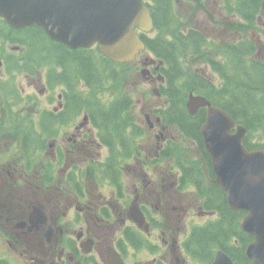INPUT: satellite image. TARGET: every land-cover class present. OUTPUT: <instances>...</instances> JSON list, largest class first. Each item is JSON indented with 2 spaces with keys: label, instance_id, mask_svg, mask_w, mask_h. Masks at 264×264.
<instances>
[{
  "label": "flooded vegetation",
  "instance_id": "af4514ba",
  "mask_svg": "<svg viewBox=\"0 0 264 264\" xmlns=\"http://www.w3.org/2000/svg\"><path fill=\"white\" fill-rule=\"evenodd\" d=\"M256 1L253 22L263 19L264 0ZM243 3L213 0L214 16L245 18ZM241 25L228 22L241 34L234 40L244 37ZM18 33L0 37L25 49L1 58L0 69L17 68L38 94L0 77V264H252L247 249L255 236L242 228L247 212L229 205L201 133L207 108L192 115L185 101L189 116L205 112L196 139L166 123L172 99L164 94V63L139 60L164 101L123 92L104 99L101 88L112 83L91 82L71 65L73 48L62 43L68 66L59 65L26 53L21 42L40 41ZM118 102L119 111L105 112Z\"/></svg>",
  "mask_w": 264,
  "mask_h": 264
},
{
  "label": "water",
  "instance_id": "95a60500",
  "mask_svg": "<svg viewBox=\"0 0 264 264\" xmlns=\"http://www.w3.org/2000/svg\"><path fill=\"white\" fill-rule=\"evenodd\" d=\"M0 17L14 28L37 25L71 48L96 45L120 63L135 59L146 48L141 33L155 29L145 0H0ZM145 71L150 70L141 73ZM202 107L207 112L201 133L216 179L231 208L247 212L242 228L255 236L247 254L252 264H264V148L248 149L245 124L209 98L190 93L189 112L194 115Z\"/></svg>",
  "mask_w": 264,
  "mask_h": 264
},
{
  "label": "trees",
  "instance_id": "16d2710c",
  "mask_svg": "<svg viewBox=\"0 0 264 264\" xmlns=\"http://www.w3.org/2000/svg\"><path fill=\"white\" fill-rule=\"evenodd\" d=\"M256 3V0H244L243 5L245 7H243L244 9L241 8V11H243L242 14L245 16L246 19H244L247 23H245V27L241 25L242 31L254 27L252 24L254 22L250 17L252 16L254 19L257 14ZM173 4V0H153L151 8L156 31L154 36L142 34L147 50L153 52L164 62L163 73L166 75L168 82L164 94L167 98L172 99L166 112L168 115L166 123L179 126L178 128L181 129L180 132L183 135L194 139L199 137L197 123L204 119L205 112L200 111L197 117L189 116L185 105L189 94L193 92L209 98L213 104L228 111L238 123L247 126L248 133L245 145L248 149L264 148V59L257 57L259 41L246 36L234 40L232 43L222 42L217 45L198 28L190 27L184 30L182 22L176 19ZM236 9H239V7L236 6ZM32 26L34 27L14 29L5 19L0 17V37L6 36L9 39H14L15 35L19 34L18 31L31 34L32 30H38L36 31L37 34H42L43 37L55 41L49 37L43 28L37 25ZM9 27L15 31H10ZM39 41L41 40L39 39ZM57 46L65 47L59 42ZM94 50L100 54L102 59L104 58V60L114 65H120L106 58L97 46L95 48L72 49L70 50L69 59L78 61L91 82L101 84L108 81H118L120 77L116 68L103 71L97 67L98 65L93 57ZM187 57H191L195 63L200 61L208 64L214 74L221 80V84H215L202 72L190 68L187 64ZM60 62L63 64L65 59L60 57ZM64 65L68 66V63H64ZM99 75L101 77L98 79L96 76ZM97 87L98 85L92 89L89 96L95 93ZM106 87H102L101 90L103 91ZM122 104L123 102H118L109 109L110 111L105 112L114 114L119 111L117 109ZM253 134L260 136L257 142L250 139ZM231 216V213L227 214L228 218H231ZM223 229H225L224 224L220 226V234H223ZM219 238H222V235ZM207 240L208 238L204 237L203 244Z\"/></svg>",
  "mask_w": 264,
  "mask_h": 264
},
{
  "label": "rangeland",
  "instance_id": "374dc122",
  "mask_svg": "<svg viewBox=\"0 0 264 264\" xmlns=\"http://www.w3.org/2000/svg\"><path fill=\"white\" fill-rule=\"evenodd\" d=\"M201 2L206 3V5H203ZM212 3L213 0H210L209 2L208 0H183L180 3L174 1L173 8L176 19L182 22L184 30H187L190 27L198 28L204 32L209 40L214 41L217 45L222 42L232 43L234 41L233 36L238 37L241 34L239 31L228 27V22H232L236 28V25L241 21H243V23H247V21L244 18H241L240 14L236 15L234 12H230L231 16L229 15V18L225 17L226 20H223L218 15L214 16L219 9L218 7L215 9ZM261 15L263 17L262 20L255 18L254 23H252L254 28L243 30L241 32H243L242 36H248L259 41L258 45L260 47V52L257 57L264 59V11H262ZM36 31L38 30H32V35L29 32H26L27 35H30L31 37L34 36L41 40L40 42L34 40L27 42L24 41L26 45V53H31L32 57L36 56L41 60L48 61L50 60V56L56 64L60 65V56L65 54L68 49L65 47H58L57 42L43 37L42 34H37ZM253 35L255 36L254 38L252 37ZM2 43L3 44L0 43V59L22 55L25 50L17 51L12 45H5V42L3 41ZM95 47L96 46H94V48ZM93 52H95L93 57L99 69L108 71L111 68H116L120 77L118 81L106 82L112 84L103 90V92L106 93L103 94L102 98H112L116 96L113 93L123 92L136 100L145 98L144 102L146 103L151 99L157 102L164 101L165 96L157 95V92L153 90L154 86L147 83L144 75L140 73L143 64L139 60L146 55L149 58H153V56L157 57L153 52L150 50L143 51L137 59L139 62H130L123 65H114L111 62L104 60V58L102 59L97 51L94 50ZM186 60L190 68H193L195 71L203 72V74L209 77L215 84H221L219 77L214 74L211 67L206 66V63L200 61L195 63L191 57H187ZM71 65H79V63L76 60H72ZM136 65L139 67L136 68ZM5 68H7L6 64ZM5 68L3 67L0 69V77L2 79L11 81L16 85L20 84L32 95L38 94L34 85L33 89L29 86V80L26 79L24 73L20 72L17 68H11L9 73H5ZM250 139L257 142L260 139V136L258 134H253Z\"/></svg>",
  "mask_w": 264,
  "mask_h": 264
},
{
  "label": "bare ground",
  "instance_id": "6f19581e",
  "mask_svg": "<svg viewBox=\"0 0 264 264\" xmlns=\"http://www.w3.org/2000/svg\"><path fill=\"white\" fill-rule=\"evenodd\" d=\"M167 65V64H166ZM164 67V66H163ZM169 67V66H168ZM166 69V68H165ZM181 125V124H180ZM185 126V125H184ZM179 127V126H178ZM181 130V129H180ZM183 134V133H182Z\"/></svg>",
  "mask_w": 264,
  "mask_h": 264
}]
</instances>
